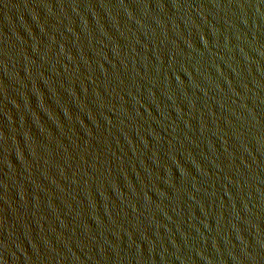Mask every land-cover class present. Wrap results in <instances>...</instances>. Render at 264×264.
<instances>
[{
	"label": "water",
	"instance_id": "95a60500",
	"mask_svg": "<svg viewBox=\"0 0 264 264\" xmlns=\"http://www.w3.org/2000/svg\"><path fill=\"white\" fill-rule=\"evenodd\" d=\"M0 264H264V0H0Z\"/></svg>",
	"mask_w": 264,
	"mask_h": 264
}]
</instances>
